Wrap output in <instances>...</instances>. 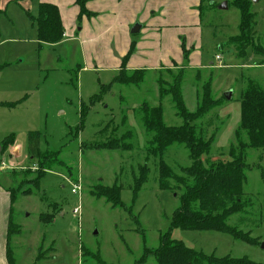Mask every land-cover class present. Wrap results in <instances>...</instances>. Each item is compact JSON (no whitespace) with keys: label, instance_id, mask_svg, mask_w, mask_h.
<instances>
[{"label":"rangeland","instance_id":"374dc122","mask_svg":"<svg viewBox=\"0 0 264 264\" xmlns=\"http://www.w3.org/2000/svg\"><path fill=\"white\" fill-rule=\"evenodd\" d=\"M248 1L254 28L243 58L229 43L238 34L237 9L230 0H201L174 26L162 28L163 19L156 21L161 28L151 27L152 36L143 40L151 45L158 40L163 46V31L173 30L176 50L167 42L158 62L165 66L143 71L138 85H122L112 83L119 74L112 69L119 51L108 11L89 19V31H84L89 46L81 49L73 41L49 46L37 42L32 26L39 0H0V189L12 195L10 217L19 228L9 242L13 264H156L149 254L168 230L182 192L171 179L165 189L159 187V159L147 151L141 106L160 107L163 123L177 127L182 122L169 94L172 82L180 79V94L190 113L197 110L210 83V98L220 106L194 126L204 140L213 138L203 161L226 159L236 144L241 92L248 81L264 90V57L258 56L264 51V0ZM153 14L160 17L161 9ZM135 18L128 30L127 54L139 57L135 41L143 35L131 34L141 25L138 14ZM100 24L99 35L110 32L112 40L104 36L96 46L92 42ZM83 26L77 21L75 31ZM224 107H231L226 117L220 112ZM30 132L39 135L42 159L27 156ZM108 142L117 149H108ZM162 160L175 176L191 164L187 150L178 144L171 145ZM245 162V208L227 225L251 243L224 233L178 229L171 232L174 240L205 255L264 264V151L247 150ZM143 166L148 169L146 182L133 201V181ZM73 185L81 187L79 195L71 193ZM113 185L121 186L125 209L96 197V190L106 194L99 189Z\"/></svg>","mask_w":264,"mask_h":264},{"label":"trees","instance_id":"16d2710c","mask_svg":"<svg viewBox=\"0 0 264 264\" xmlns=\"http://www.w3.org/2000/svg\"><path fill=\"white\" fill-rule=\"evenodd\" d=\"M230 1V5L239 12V24L238 34L231 37L229 43L235 47L239 57L243 58L252 43L254 15L250 12L248 0ZM75 4L79 8V18L83 15L90 17L91 13L85 8V0H75ZM32 22L36 27L39 43L55 45L62 40L63 28L56 6L39 3L37 17ZM260 52L261 54L257 53L258 56L264 57L262 54L264 51L260 50ZM128 58L129 53L122 59L119 74L112 83L138 85L142 81L144 70L133 71L132 75H129L130 71L126 69ZM132 76L136 78L133 79ZM179 80L178 78L172 82L169 94L174 104L175 115L182 122L180 126H166L163 123L160 107L148 108L146 104L141 106L142 126L146 136L149 137L146 141L147 151L159 159V187L161 190L165 189V181L171 179L175 182L176 189L182 192L179 197L180 205L171 216L168 230L160 235L158 247L153 249L149 255L154 257L156 264H256L246 258L235 259L229 256L217 258L214 255H205L194 251L181 241L174 240L171 237V232L177 229L196 232L210 231L228 234L236 240L251 243L250 238L227 225V220L231 216L243 212L245 208L242 198L243 186L246 181L247 150L264 151V90L252 81H248L238 101L239 124L235 131L236 144L230 146L226 159L217 161L205 159L203 161L202 158L207 157L210 153L213 138L204 140L201 129L194 126V122L209 110L218 108L220 102L210 98V83H208L205 91L203 90V94H201L197 110L194 113L188 112L180 94ZM27 142L28 158L42 159L43 154L39 151V135L28 133ZM6 144L4 143L3 147ZM173 144L183 145L191 162L189 166L180 169V176L173 175L162 160L167 149ZM105 145H109L108 149H117V146H111L109 142ZM138 172L139 177L134 178L133 181V201L146 182L148 169L143 166L139 168ZM101 189L106 194H100L96 190V197L104 198L112 208L125 209V205L121 201V186L113 185L99 190ZM9 198L12 203V195ZM18 230V226L9 217L6 239L8 264H13L9 250L10 238ZM40 258H42L41 255Z\"/></svg>","mask_w":264,"mask_h":264},{"label":"crops","instance_id":"0c3cea01","mask_svg":"<svg viewBox=\"0 0 264 264\" xmlns=\"http://www.w3.org/2000/svg\"><path fill=\"white\" fill-rule=\"evenodd\" d=\"M85 0V8L91 13L90 17L83 15L79 18V8L75 4V0H39V3H47L56 6L61 25L63 28V37L62 40L58 43V45H62L64 42L73 41L81 47V49L87 45L89 46L90 41L86 39L85 32H88V21L89 19H97L98 15L101 11H108L109 16L107 21L113 24L112 31L116 30L113 33L114 36V46L117 47L119 51L118 58L115 59L114 66L112 69L115 71H119L120 69V59L124 58L127 54L128 47L130 46L129 38H128V30L129 27L135 22V15H139L140 26L138 32L143 36L139 41H135L136 48L139 50V57L130 55L127 59L126 69L129 71H138V70H156L161 66L158 62L162 59V54L166 52V44L169 43V46L176 50V45L179 43L176 39V34L173 30L165 29L163 31V46L159 44V41H155L154 45L145 42L143 39H146L150 35L151 27L161 28L162 25L156 23L157 20L163 19V27L171 24L170 26H174L178 23V21L182 20L184 14L188 13L189 8L195 7L198 8L201 0ZM184 5H189L188 8H185ZM183 7V11H182ZM161 9L160 17H154L153 12ZM38 13V7H37ZM195 11L190 14L193 16ZM199 16V14L197 13ZM102 18H105L102 16ZM77 21L80 24L87 25L86 27H81L79 30L75 31V25H77ZM104 21V20H103ZM154 21V23H152ZM171 22V23H170ZM32 26H34L32 24ZM35 27V26H34ZM99 28L97 30L98 34L96 39L92 42L94 45H100L104 42V36L108 37L109 40H112V34L110 32L106 33L103 36H100V32L103 30V24L96 27ZM36 29V27H35ZM86 30V31H85ZM85 31V32H84ZM78 32V33H77ZM110 34V36H109ZM136 34V33H135ZM136 37V36H135ZM37 38V37H36ZM137 38V37H136ZM38 42V41H37ZM100 42V44H99ZM39 43V42H38ZM88 43V44H87ZM57 45V44H55ZM49 45V46H55ZM153 47V48H151ZM150 48V49H149ZM173 51V50H171ZM177 52V51H176ZM167 54V53H166ZM168 62V61H166ZM162 63H165L162 61ZM107 70V67L104 68ZM239 106V102H238ZM224 107L220 112L222 117H226L230 114L229 110H225ZM14 154V152H12ZM11 155V154H10ZM15 156V155H14ZM16 161V158L14 160ZM9 192L0 189V264H8L6 258V239H7V225L10 217V209L11 203L9 198ZM10 204V206H9Z\"/></svg>","mask_w":264,"mask_h":264},{"label":"built area","instance_id":"2783aa9c","mask_svg":"<svg viewBox=\"0 0 264 264\" xmlns=\"http://www.w3.org/2000/svg\"><path fill=\"white\" fill-rule=\"evenodd\" d=\"M216 60L220 61L221 59H220V57L217 56ZM80 192H81V187L79 185H73V187L71 189V193L73 195H79ZM72 213H73L74 216L79 214V205L76 208L73 209Z\"/></svg>","mask_w":264,"mask_h":264},{"label":"water","instance_id":"95a60500","mask_svg":"<svg viewBox=\"0 0 264 264\" xmlns=\"http://www.w3.org/2000/svg\"><path fill=\"white\" fill-rule=\"evenodd\" d=\"M139 28L138 27H134L133 30L131 31V34H135L136 32H138ZM231 96L230 92H227L224 94L225 99L229 100ZM262 248L264 247V245L261 246Z\"/></svg>","mask_w":264,"mask_h":264}]
</instances>
